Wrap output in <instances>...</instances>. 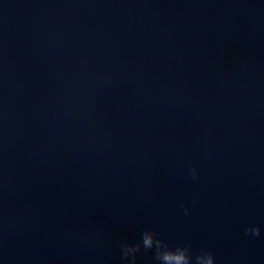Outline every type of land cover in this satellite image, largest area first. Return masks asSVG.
<instances>
[{
	"label": "water",
	"instance_id": "95a60500",
	"mask_svg": "<svg viewBox=\"0 0 264 264\" xmlns=\"http://www.w3.org/2000/svg\"><path fill=\"white\" fill-rule=\"evenodd\" d=\"M144 229L264 264V0H0V264Z\"/></svg>",
	"mask_w": 264,
	"mask_h": 264
},
{
	"label": "clouds",
	"instance_id": "9594fccd",
	"mask_svg": "<svg viewBox=\"0 0 264 264\" xmlns=\"http://www.w3.org/2000/svg\"><path fill=\"white\" fill-rule=\"evenodd\" d=\"M190 174L193 179L197 178L195 166L191 167ZM180 207L187 215L188 208L184 204H181ZM245 233L259 235L260 228L256 225H250L245 229ZM119 247L124 264H136L137 253L141 252V249L145 252L152 251L158 264H215L211 251L201 249L193 253L190 244L187 243L172 246L167 240L161 238L158 233L150 229H144L140 234V238L133 243L120 241Z\"/></svg>",
	"mask_w": 264,
	"mask_h": 264
}]
</instances>
